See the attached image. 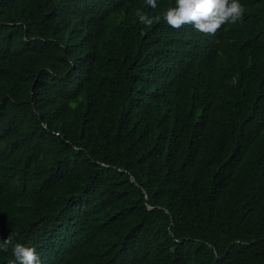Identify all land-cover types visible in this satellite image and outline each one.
Here are the masks:
<instances>
[{
	"label": "trees",
	"instance_id": "1",
	"mask_svg": "<svg viewBox=\"0 0 264 264\" xmlns=\"http://www.w3.org/2000/svg\"><path fill=\"white\" fill-rule=\"evenodd\" d=\"M215 35L175 0H0V264H264V0Z\"/></svg>",
	"mask_w": 264,
	"mask_h": 264
},
{
	"label": "clouds",
	"instance_id": "2",
	"mask_svg": "<svg viewBox=\"0 0 264 264\" xmlns=\"http://www.w3.org/2000/svg\"><path fill=\"white\" fill-rule=\"evenodd\" d=\"M145 4L155 9L157 0H145ZM244 6L240 0H175V5L168 7L161 15L150 16L148 13L137 12L141 24L151 27L161 18L171 28L179 30L190 26L205 35H215L224 25H234L243 20ZM12 243L10 235L0 244L7 251ZM13 260L9 264H40V257L33 247L17 243L12 248Z\"/></svg>",
	"mask_w": 264,
	"mask_h": 264
}]
</instances>
